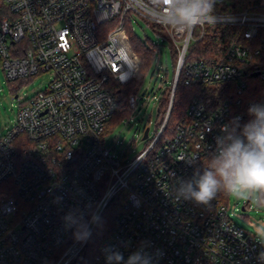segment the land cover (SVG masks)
I'll return each instance as SVG.
<instances>
[{"label":"built area","instance_id":"2783aa9c","mask_svg":"<svg viewBox=\"0 0 264 264\" xmlns=\"http://www.w3.org/2000/svg\"><path fill=\"white\" fill-rule=\"evenodd\" d=\"M1 1L0 68L7 80L51 79L21 102L15 125L0 136V264H106V248L127 256L141 242L149 243L155 264H257L264 244L231 219L229 203L217 196L206 207L171 192L175 178H190L214 150L220 125L235 116L246 123L248 108L264 104V0H216L213 18L190 33L161 23L152 0ZM135 24L158 39H140L157 50L154 64L164 46L177 64L166 114L159 108L169 70L155 127H144L143 148L130 157L107 144L106 132L118 110L129 123L149 100L139 89L120 105L114 92L139 68L126 42ZM222 28L232 29L223 53L192 55ZM181 75L204 91L170 131ZM249 75L259 82L251 98ZM234 81L239 86L224 99L206 96L208 88ZM88 204L100 220L119 204L109 239L95 242L93 226L81 243L64 228L66 211Z\"/></svg>","mask_w":264,"mask_h":264},{"label":"clouds","instance_id":"9594fccd","mask_svg":"<svg viewBox=\"0 0 264 264\" xmlns=\"http://www.w3.org/2000/svg\"><path fill=\"white\" fill-rule=\"evenodd\" d=\"M216 0H152L156 18L175 31L190 33L213 18ZM250 119L241 123L239 116L219 126L214 137L215 148L188 178H175L171 194L177 201H191L211 207L218 194L264 208V104L248 108ZM62 201V197H57ZM66 230H72L75 240L86 242L93 226H100L98 211L90 204L73 207L62 217ZM250 233L264 244V222L252 225ZM126 247V245H125ZM148 242H141L127 256L119 248L104 250L106 264H155L156 254L149 251ZM257 264H264V251L258 253Z\"/></svg>","mask_w":264,"mask_h":264},{"label":"rangeland","instance_id":"374dc122","mask_svg":"<svg viewBox=\"0 0 264 264\" xmlns=\"http://www.w3.org/2000/svg\"><path fill=\"white\" fill-rule=\"evenodd\" d=\"M135 34L141 40L148 36L158 43V39L151 29L144 28L143 30L138 24H135ZM158 65L161 68L160 71H158ZM164 70H169L170 79H172L174 62L168 46L161 48L159 64L155 63L153 65L147 79L140 88V95H144L146 98L149 97V100H146L145 104L140 102L139 109L135 111L129 123H127V118L119 121L115 129L108 134L107 144L109 146L117 145L116 151L118 154L127 151L128 155L132 157L134 153L143 148L140 134L144 127L150 124L152 130L154 129L158 100L163 91L160 87L163 82ZM50 79V74H45L36 77L32 81L23 80L11 83L0 68V136L5 135L15 125L21 102L32 98L41 91H45ZM133 92L135 91H131V93ZM228 203L229 216L247 232H250L253 224L264 222V208L253 207L250 203L234 199L231 196H229ZM243 208H245V211H243Z\"/></svg>","mask_w":264,"mask_h":264},{"label":"trees","instance_id":"16d2710c","mask_svg":"<svg viewBox=\"0 0 264 264\" xmlns=\"http://www.w3.org/2000/svg\"><path fill=\"white\" fill-rule=\"evenodd\" d=\"M1 5L2 1L0 0V17L4 12V10L1 8ZM230 30L232 29L222 28L218 29L213 34H209L201 43L197 45L195 52H193L192 55L196 57H202L209 52H217L220 54L223 53L225 48L232 40L229 39L230 35H225L226 32ZM128 35L129 36L126 38V42L132 54L136 58L139 68L135 77L128 84L118 85L117 89H114L115 95L119 100L120 105L126 103L127 97L129 96L131 91H138L141 88L154 65V59L157 54V50L155 48H152L145 42L141 41L135 33H129ZM173 62L175 70L177 59L175 58ZM173 80L174 76L172 77V79H170V74L166 75L165 81L163 80L166 85V88L165 91L162 93L159 108L160 116H164L168 110L171 95L173 92ZM247 80L250 82L249 89L250 93H252V95H248V98H251L255 96V93L253 91L254 89H256L255 86L258 85L259 82H255V79L250 75L247 76ZM238 86L239 84L237 81H234L229 84L226 82H221L218 83L215 87L208 88L212 90H210V92H207L206 96L224 99L225 97H227L228 89H235V87L237 88ZM202 89L203 88L200 85H187L185 78L183 77V75H181L175 91L174 104L170 122L168 125V130H174L177 123L183 117H185L191 101L204 91ZM124 117L125 114L120 113V110H118L114 116V119L109 123L106 133L109 134L112 130H114L115 127L118 125V122L121 121ZM202 162H206V157L203 158V160L201 161L199 165L200 168H202ZM218 196L224 203H228V194L220 193L218 194ZM118 214L119 204H112L107 209V211L100 220V226L97 227L95 231V242L100 243L103 240L109 239L111 237V233L116 224Z\"/></svg>","mask_w":264,"mask_h":264},{"label":"water","instance_id":"95a60500","mask_svg":"<svg viewBox=\"0 0 264 264\" xmlns=\"http://www.w3.org/2000/svg\"><path fill=\"white\" fill-rule=\"evenodd\" d=\"M147 135H148V130L146 131L145 138L147 137ZM243 211H245V208H243Z\"/></svg>","mask_w":264,"mask_h":264}]
</instances>
